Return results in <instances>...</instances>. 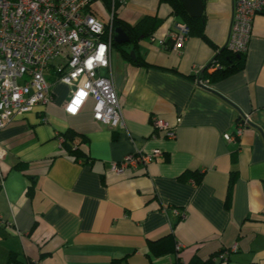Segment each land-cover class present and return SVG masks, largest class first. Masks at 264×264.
Instances as JSON below:
<instances>
[{
  "label": "crops",
  "instance_id": "crops-1",
  "mask_svg": "<svg viewBox=\"0 0 264 264\" xmlns=\"http://www.w3.org/2000/svg\"><path fill=\"white\" fill-rule=\"evenodd\" d=\"M128 1L117 3L122 21L159 22L137 43L114 40L125 124L95 120L92 100L68 115L71 87L57 82L52 103L0 130V264H264V12L254 18L244 67L217 81L202 74L203 85L196 72L226 47L234 0H203L207 38L195 32L179 50L168 35L186 23L182 14L165 0ZM133 50L132 59L124 55ZM48 76L55 81L54 71ZM245 115L250 124L227 139ZM155 116L177 137L155 133ZM69 130L80 135L78 161L62 148ZM155 148L163 155L148 165L112 170Z\"/></svg>",
  "mask_w": 264,
  "mask_h": 264
},
{
  "label": "built area",
  "instance_id": "built-area-1",
  "mask_svg": "<svg viewBox=\"0 0 264 264\" xmlns=\"http://www.w3.org/2000/svg\"><path fill=\"white\" fill-rule=\"evenodd\" d=\"M118 2L125 4L127 0H112L110 6L105 0H0V130L16 115L52 103L57 82L71 87L64 104L68 115H78L92 100L95 120L112 127L125 124L111 69ZM262 12L264 0H234L226 45L230 52L247 53L254 18ZM175 28L168 36L171 49L179 50L190 35V28L187 23H178ZM161 42L164 44L165 40ZM60 60L56 66L54 63ZM217 67L220 63L214 62L210 68ZM202 70L196 72V81L204 85L207 80L203 79ZM51 71L55 74L53 82L48 76ZM248 124L250 115H245L235 133L226 134V138L234 140L241 136ZM152 125L155 133L161 132L170 139L177 137L176 127L167 120L155 116ZM5 154L0 145V158ZM162 155L160 148L128 154L113 163L112 170L123 174ZM179 215L182 219L188 216L186 211ZM228 253V250L220 252L217 259L225 260Z\"/></svg>",
  "mask_w": 264,
  "mask_h": 264
},
{
  "label": "trees",
  "instance_id": "trees-1",
  "mask_svg": "<svg viewBox=\"0 0 264 264\" xmlns=\"http://www.w3.org/2000/svg\"><path fill=\"white\" fill-rule=\"evenodd\" d=\"M105 1L109 6L112 5V0H105ZM165 1H168L172 5L176 13L182 14V16L185 18L184 21H186L187 25L190 28V35L197 32V33H200V35L203 38H207L205 34V18L204 17L193 18L189 16L186 13L184 7L182 6V3L180 0H165ZM158 22L159 21L156 22L152 16H147L143 18L136 25H132V24L122 21L117 16V13L115 14V17H114V27H117V26L123 27L125 31L128 33V35L130 36L132 42H135V43H137L139 36L142 35V32H148L146 34H152L153 31L156 29ZM124 55L128 57L129 59H132V56L130 53L124 51ZM245 58H246V54H241V55L233 54L227 49V47H225L224 49L220 50L216 54V56L213 58V61L202 70L203 77L207 76L210 79V81H217L221 78H224L236 71L241 70L245 64ZM214 62L220 63V67L213 68L212 71H209L210 67L213 65ZM136 63L142 64V65L146 64V62L141 59L136 60ZM79 136H80L79 133L69 130L64 134L63 140H62L63 151L68 156H70L76 161H78L81 156V153H80L82 151L81 144L79 143L76 146L75 145L73 146V144ZM214 262L215 261H213L212 259H209L204 264H215Z\"/></svg>",
  "mask_w": 264,
  "mask_h": 264
},
{
  "label": "water",
  "instance_id": "water-1",
  "mask_svg": "<svg viewBox=\"0 0 264 264\" xmlns=\"http://www.w3.org/2000/svg\"><path fill=\"white\" fill-rule=\"evenodd\" d=\"M186 11L192 16L199 18L204 13V1L203 0H181ZM115 40L119 44L130 43L131 38L125 29L121 26L115 28ZM131 55L135 57V50L131 51Z\"/></svg>",
  "mask_w": 264,
  "mask_h": 264
},
{
  "label": "rangeland",
  "instance_id": "rangeland-1",
  "mask_svg": "<svg viewBox=\"0 0 264 264\" xmlns=\"http://www.w3.org/2000/svg\"><path fill=\"white\" fill-rule=\"evenodd\" d=\"M122 6H127V5H123V3H122ZM128 6H130V7H132L133 6V4H132V1L131 0H129L128 1ZM62 62V60H60V61H56V63H54V64H56V66H58L59 65V63H61ZM68 90H69V88H68ZM67 89L65 90V91H68Z\"/></svg>",
  "mask_w": 264,
  "mask_h": 264
}]
</instances>
